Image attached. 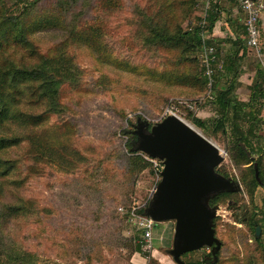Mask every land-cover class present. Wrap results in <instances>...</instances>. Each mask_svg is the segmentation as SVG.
<instances>
[{
	"label": "rangeland",
	"instance_id": "374dc122",
	"mask_svg": "<svg viewBox=\"0 0 264 264\" xmlns=\"http://www.w3.org/2000/svg\"><path fill=\"white\" fill-rule=\"evenodd\" d=\"M205 1L194 5L182 23L184 29L195 27L202 19L207 6ZM146 2L153 0H125L124 9H113L108 17L102 11L89 8L78 16L83 22L103 21L104 42L114 58L160 67V58L136 46L138 40L134 34L130 35L135 30L136 6L144 9ZM15 4L16 0H7L10 8L15 9ZM259 25L264 44V26L261 29V21ZM34 37L40 49L45 51L63 40L64 34L59 30H48ZM72 53L77 59L84 91L77 93L69 104L71 110L67 117L77 128L74 145L88 156L90 162L85 161L70 171L50 163L43 165L38 173L23 170L9 176L0 175V208L2 202L24 205L21 199H25L28 201L25 205L32 210L26 216L11 213L6 221H0V237L8 248L29 254L24 255V264H176L168 253L172 246L174 221L155 222L153 247L142 246L145 250L141 253L134 249V245L140 242V230L129 213L133 209L139 212L146 208L161 178L162 167L161 160L138 152L151 166L136 173L130 172L124 158V154L129 155L125 146L128 134L123 131H132L138 117L147 120L151 127L175 114L206 136L190 121L187 113L193 111L195 116L209 120L217 116L216 107L207 96L188 107L183 102L185 97L175 94L173 87L101 64L86 48L73 47L69 51L70 55ZM228 80L219 77L213 84L212 95ZM207 93L206 90L201 95ZM230 114L231 111L228 116L232 118ZM257 122L256 131L261 138H252L247 152L253 160L260 156L264 170V154L260 152L264 148V120L258 117ZM247 124L241 126L245 129ZM230 127L228 122L226 134L219 132L215 137L206 136L224 156L219 166L229 178L240 184V190L233 196L235 201L216 206V234L222 241L219 258L221 264H264L263 251L253 232L236 217H243L244 213L256 214L262 225L259 236L264 240V188L257 187L250 202L240 173L226 151L232 136ZM19 152L18 149L11 156L15 154L17 157ZM204 252L203 248L191 251L188 258H199Z\"/></svg>",
	"mask_w": 264,
	"mask_h": 264
},
{
	"label": "trees",
	"instance_id": "16d2710c",
	"mask_svg": "<svg viewBox=\"0 0 264 264\" xmlns=\"http://www.w3.org/2000/svg\"><path fill=\"white\" fill-rule=\"evenodd\" d=\"M200 1L202 0H153L151 3L146 2L144 9L136 6L137 20L133 24L135 30L130 35L134 34L138 40L136 46L155 53L160 58V67H152L114 58L104 42L103 21L83 22L78 16L88 8L102 11L107 17L111 16L113 9H124L125 0H16L15 9L7 5V0H0V175L9 176L23 170L38 173L43 165L50 163L62 167L64 171H70L79 168L85 161L90 162L88 156L74 145L77 128L67 117L71 110L69 104L77 93L84 91L76 56L74 53L72 56L69 54L73 47L90 50L101 64L173 87L174 93L185 97L182 101L191 106L197 99L205 98L206 95L201 94L208 91L207 78L199 67L198 56L202 46L206 44L214 47L219 61L218 41L211 38L210 34L220 17L221 5L218 0H210L203 16L204 24L184 29V19ZM228 21L237 32L239 27L235 28L229 17ZM48 30L61 31L64 39L42 51L34 36ZM240 43L233 42L237 47L226 60V65L223 69L216 67L214 71L215 83L221 76L229 79L224 87L215 90L214 98L210 100L216 107L217 116L205 120L195 116L193 111L186 108L184 110L188 111L190 121L208 137H215L219 132L226 134V125L228 122L231 124L232 136L226 151L239 171L252 202L255 189L264 188L262 159L259 156L253 160L247 152L251 147V139L261 138L256 131L258 119L254 114V106L258 99L254 91H263L264 75L252 82L247 100H240L235 95V80L238 77L235 57ZM229 111L232 112V118L228 116ZM244 123H248L245 129L241 126ZM123 132L128 134L125 146L129 155L124 154L127 169L136 173L150 168V162L132 149L135 135L129 130ZM18 149L20 154L17 157L15 154L11 156ZM260 152L264 154V148ZM244 165L248 166L243 167ZM254 165L258 168L257 177ZM216 171L228 177L221 166ZM234 195L236 192H219L208 203L210 206H217L235 201ZM21 202L24 205L13 206L2 202L0 221H6L11 213L19 216L31 213L30 207L25 205L28 201L21 199ZM143 211L144 208L139 210L140 213ZM236 217L238 222L245 223L253 232L263 251L264 260V240L255 233L257 226L262 231L256 214L244 213L243 217ZM213 224L217 236L216 217ZM0 231L2 232L1 228ZM134 247L139 253L144 249L141 243H136ZM221 248L222 241L216 252V260L210 247H203L206 252L199 258H188V252L181 255V259L185 264H221ZM24 255L29 254L8 248L0 237V264H24Z\"/></svg>",
	"mask_w": 264,
	"mask_h": 264
},
{
	"label": "water",
	"instance_id": "95a60500",
	"mask_svg": "<svg viewBox=\"0 0 264 264\" xmlns=\"http://www.w3.org/2000/svg\"><path fill=\"white\" fill-rule=\"evenodd\" d=\"M132 134L134 151L163 164L161 178L144 214L154 222L174 221L172 246L168 250L173 261L185 264L181 255L203 247H210L216 260L221 241L213 224L216 206H210L208 200L219 192L240 190L237 181L216 171L224 159L220 148L175 114L151 127L147 120L138 117ZM255 233L259 236V226Z\"/></svg>",
	"mask_w": 264,
	"mask_h": 264
},
{
	"label": "crops",
	"instance_id": "0c3cea01",
	"mask_svg": "<svg viewBox=\"0 0 264 264\" xmlns=\"http://www.w3.org/2000/svg\"><path fill=\"white\" fill-rule=\"evenodd\" d=\"M205 2H207V8L210 0ZM218 2L221 5L220 17L214 23L210 37L218 41V54L221 58V62L223 63V67L226 65V60L230 58L231 53L235 51L237 47L233 45V42H241L239 45V52L236 57L234 56L238 70V77L235 80L234 93L236 96L238 95L240 100L245 101L250 96V86L252 82L264 75V44L261 40V30L259 37V50L248 46L246 43V34L244 29L245 13L238 4L237 0H218ZM228 17L232 19L235 28L239 27L237 32L233 30L231 23L228 21ZM260 21L262 29L264 26V12L261 15ZM254 92L256 93V97L258 99V103L254 106V114L257 119L259 117L264 120V111L262 110L264 108V89L263 91L258 90V92ZM230 115H232V112ZM198 117L203 119V116Z\"/></svg>",
	"mask_w": 264,
	"mask_h": 264
},
{
	"label": "built area",
	"instance_id": "2783aa9c",
	"mask_svg": "<svg viewBox=\"0 0 264 264\" xmlns=\"http://www.w3.org/2000/svg\"><path fill=\"white\" fill-rule=\"evenodd\" d=\"M238 4L245 13L244 29L246 34V43L248 46L259 50V37H260V18L264 12L263 0H237ZM205 15V14H204ZM203 15V16H204ZM198 21L197 25H203L204 19ZM203 36V34H202ZM199 64L203 71V75L207 78L208 93L206 94L209 100H212V86L214 84V71L217 68H222V62L217 61L215 56V49L212 46L204 44L199 54ZM205 99V98H202ZM188 107H192L187 104ZM161 167L163 164L161 162ZM130 219L136 224L140 230L139 243L144 248L153 247V226L155 222L147 215L133 209L129 213ZM208 248V247H207Z\"/></svg>",
	"mask_w": 264,
	"mask_h": 264
}]
</instances>
